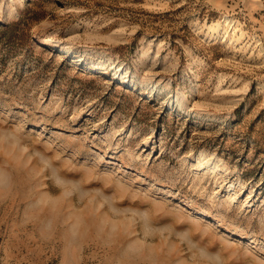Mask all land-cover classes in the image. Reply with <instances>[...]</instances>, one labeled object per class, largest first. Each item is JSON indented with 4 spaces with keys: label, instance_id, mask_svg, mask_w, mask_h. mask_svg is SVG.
I'll return each instance as SVG.
<instances>
[{
    "label": "rangeland",
    "instance_id": "rangeland-1",
    "mask_svg": "<svg viewBox=\"0 0 264 264\" xmlns=\"http://www.w3.org/2000/svg\"><path fill=\"white\" fill-rule=\"evenodd\" d=\"M0 264H264V0H0Z\"/></svg>",
    "mask_w": 264,
    "mask_h": 264
}]
</instances>
